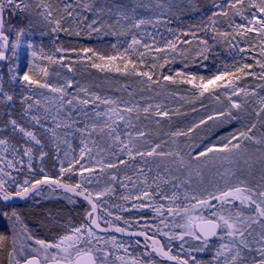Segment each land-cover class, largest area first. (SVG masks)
<instances>
[{
  "label": "snow or ice",
  "instance_id": "1",
  "mask_svg": "<svg viewBox=\"0 0 264 264\" xmlns=\"http://www.w3.org/2000/svg\"><path fill=\"white\" fill-rule=\"evenodd\" d=\"M185 6L200 11L195 0H156L154 8L144 0H0V62H7L8 76L5 80L0 73V219L7 222L0 225V264H264V0H214L217 11L201 19L195 31L183 32L191 37L183 43L196 42L191 61L190 47L179 53L185 68L208 60L216 43L245 53L231 68L210 77L185 71L156 75L157 66L169 63L167 53H176L175 43L155 47L166 54L152 55L149 64V52L141 51L132 30L153 23L142 18L143 11L173 13ZM218 18L227 28L217 26ZM34 31L41 37L49 31L69 37L131 34V40L115 54L57 46V53H76L65 63L64 55L57 58L27 38ZM201 31L211 32V40L199 37ZM22 52L28 57L26 71L16 63ZM37 61L73 74L74 65L82 63L136 77L141 95L126 88L128 99L101 96L91 84L59 72L52 82L50 69ZM249 77L259 83L250 84ZM166 85H190V95ZM205 94L217 103L225 97L227 104L185 127L171 117L187 113L153 103L163 95L176 96L196 112L195 102ZM210 120L244 122L217 143L203 148L191 143ZM163 121L168 131L161 136ZM70 137L80 140L78 157ZM49 156L59 162L56 175L43 166ZM58 189L69 204L76 205L79 197L88 207L79 222L49 212L41 222L54 235L46 240L28 227L13 202L50 198ZM117 199L122 203L112 202ZM132 212L140 216L122 215ZM134 225L139 230H132ZM112 233L143 237L144 244L120 241Z\"/></svg>",
  "mask_w": 264,
  "mask_h": 264
},
{
  "label": "rangeland",
  "instance_id": "2",
  "mask_svg": "<svg viewBox=\"0 0 264 264\" xmlns=\"http://www.w3.org/2000/svg\"><path fill=\"white\" fill-rule=\"evenodd\" d=\"M65 0H60V3H64ZM120 2V0H117ZM146 3H150L153 8L155 7L156 0H144ZM198 4L200 11L193 12L185 6L183 11L177 9L173 13H169L166 10H162L163 14L160 12L153 11H143L142 18L151 17L153 23L142 26L140 29H133V33L137 35V38L141 40V51H148L149 55L147 57V62L150 64L153 61L151 60L152 55H157L163 57L166 53H156L154 51L155 47H164L169 40L173 41L176 45V53L169 51L167 53L169 57V63L164 66V68H157L154 70L156 75L164 74V75H172L175 76L177 71H185V72H195L197 75H203L206 77H210L213 74L224 71L225 66L231 68L233 64H235L236 60L241 59L245 53H241L239 48L233 50L230 44L228 43H216L214 46V54L210 55L209 59L206 61H201L197 59L195 63H191L190 67H184L185 56L180 55L179 53L191 48V53L188 56L189 61H191V56L194 55L196 49V42L193 41L192 45H186L183 43L185 40L191 39L190 36H184L183 32L189 31L190 29L195 31L197 26L200 23V20L203 19L207 21L208 16L211 15L213 11H217L214 8V0H195ZM217 2L224 3L225 0H217ZM90 17V13H86ZM221 23L217 25L221 29L227 28V25L223 23V18H218ZM236 21L239 23H244L241 21L239 17H235ZM171 30V31H170ZM231 31V29H228ZM198 36L201 38H208L211 40L212 34L211 32H198ZM28 39L33 40L38 46L44 45L45 51L49 54L54 55L55 57H60L64 55L66 57L65 63H68L71 59L76 58V53H57L55 52V48L57 46H62L64 48L75 47L77 50L80 47H90L98 50L102 54H115L117 51L123 52L127 47V43L131 40V34L129 35H104L92 33L91 36L81 35L80 37H69L64 33H59L57 36H52L51 32H48V35L41 37L38 31H34ZM235 43V41H233ZM243 43V41H240ZM116 45L114 49L112 45ZM144 44H148L152 46L150 49L145 50L143 48ZM39 51V47L37 48ZM258 51V50H257ZM91 55V54H89ZM11 56V53H9ZM235 58V59H234ZM27 53L22 52L21 59L16 61L23 70H27ZM93 59H95L93 57ZM100 63V61H96ZM248 63H254V61L249 60ZM116 63H119L117 61ZM164 61L161 59L158 62L159 64H163ZM7 62H0V73L3 74V78L5 80L8 79L7 76ZM37 64L40 66H47L50 69L52 75L49 79L52 82H57L56 73L59 72L61 76H69L74 80L80 81L81 83L91 84V91L95 92L101 96H107L111 98H120L128 99V94L125 89L136 90L137 96L141 95L139 92L140 85L136 83L139 78L123 76L118 73H108V72H100L91 67H87L85 64L77 63L74 65L75 74L68 73L66 68H61L59 64H51L48 65L47 61H37ZM206 66V67H205ZM147 70V69H145ZM258 71V69H254ZM62 82V81H60ZM248 82L250 84L259 83V81L251 80L248 78ZM243 85V82H242ZM167 88H176L181 94L190 95L188 91L191 86L190 85H166ZM17 94H19L20 85L17 84L15 86ZM71 91V90H70ZM222 91V90H221ZM233 99H239V97H233ZM251 99V97H249ZM153 103H162L167 105V107L171 109H175L177 107L180 108L181 112L187 113L183 116L172 115L171 119L173 121H183L185 123L180 124L181 127H185L187 124H190L194 121H198L201 117H207L209 114H213L222 109L224 105L227 104V99L225 97H221V103H217V101L211 99L208 94H205V97H202L200 100L195 102V107L197 108L196 112H192L193 105L178 99L176 96L168 97L167 95H163L161 97H157ZM19 104L17 103V108ZM103 107V106H102ZM235 112V110H233ZM249 111H251V107L249 106ZM243 115V114H242ZM223 119V118H221ZM247 120V116H244V121ZM244 121H235L233 120L231 123L221 124L220 121H208L206 125H201L199 129L196 130V135L193 137L191 143H199L201 147H205L209 144H214L219 141L221 136H226L230 132H235L237 128L241 127V124ZM164 127L160 131V135L163 136V133L168 131L167 122H162ZM82 126V125H80ZM175 126V125H174ZM155 126L153 125V128ZM167 138V137H165ZM202 138V139H201ZM73 149L75 150V155L79 156V149L82 146L80 144V140L78 138H71ZM186 139V138H181ZM90 143V142H89ZM183 146V145H182ZM63 148V145H62ZM94 154V153H93ZM61 158H63V153H61ZM71 156L68 157L70 159ZM38 163V161H37ZM82 163H88V161H83ZM65 165H67V160H65ZM45 169L52 175H56L59 169V162L52 159L51 156L46 157L44 161ZM123 167V166H121ZM79 165H77V169ZM27 169L24 170V173H21L18 176V179L22 182L25 178V173ZM87 175V174H86ZM123 175V173H121ZM79 177H73V180L78 179ZM67 179V177H65ZM47 191V190H46ZM65 195L64 193H52L50 198L35 196L29 202L22 204L20 206H16L18 211H21L24 215V219L26 224L32 231L44 238L46 240H51L53 238L54 233L50 232L47 227L42 224V219L49 212L51 213H59V215L63 218L71 217L75 222H79L80 219L84 215V211L87 208L85 205L80 204L79 202L76 205L69 204L66 200L61 199ZM113 203H122L120 200L112 201ZM2 207V205H0ZM102 215V214H101ZM126 218H137L140 216V213H123ZM149 220L152 219V213L145 214ZM3 221V220H2ZM154 222V221H153ZM4 225L7 224L6 221H3ZM139 224H143V220L138 221ZM133 230H139L135 225L133 226ZM151 234V232L149 233ZM120 241H133L137 239H128L121 238L116 236ZM165 243H167L166 238L159 237ZM140 245H143V241L139 240ZM140 245H134V247H138L142 252L144 249L140 247ZM173 251H177L174 247ZM157 260H159L156 257ZM168 264H170L168 262Z\"/></svg>",
  "mask_w": 264,
  "mask_h": 264
},
{
  "label": "water",
  "instance_id": "3",
  "mask_svg": "<svg viewBox=\"0 0 264 264\" xmlns=\"http://www.w3.org/2000/svg\"><path fill=\"white\" fill-rule=\"evenodd\" d=\"M45 188H47V186H45ZM57 191L62 192V190H59V189H58ZM62 193H63V192H62ZM75 199L80 200V201H83L82 198H79V197H77V198H75ZM23 202H25V201L17 200V201H14L13 203H14V205H17V204H19V203H23ZM83 202H85V201H83ZM85 203H86V202H85ZM134 231H135V230H134ZM112 234H113V235H116V236H118V237H121V238L137 239V240H141V241L144 242L143 237L134 238V237L123 236V235L118 234V233H112ZM149 243H150V241H149ZM169 263H170V262H169Z\"/></svg>",
  "mask_w": 264,
  "mask_h": 264
},
{
  "label": "trees",
  "instance_id": "4",
  "mask_svg": "<svg viewBox=\"0 0 264 264\" xmlns=\"http://www.w3.org/2000/svg\"><path fill=\"white\" fill-rule=\"evenodd\" d=\"M47 190V188H45V191ZM57 193H61L60 191H57ZM33 199V198H32ZM32 199H30V200H32ZM30 200H27V201H25V202H23V203H19V204H17V205H15V206H20V205H22V204H25V203H27V202H29ZM80 204H82V205H85L86 207H88V205L85 203V202H83V201H80V200H77ZM0 225H4V223H3V221H2V219H0ZM4 230V228L3 227H0V231H3ZM133 230V229H132Z\"/></svg>",
  "mask_w": 264,
  "mask_h": 264
},
{
  "label": "flooded vegetation",
  "instance_id": "5",
  "mask_svg": "<svg viewBox=\"0 0 264 264\" xmlns=\"http://www.w3.org/2000/svg\"><path fill=\"white\" fill-rule=\"evenodd\" d=\"M144 243V242H143ZM158 259H160L159 257H157Z\"/></svg>",
  "mask_w": 264,
  "mask_h": 264
}]
</instances>
